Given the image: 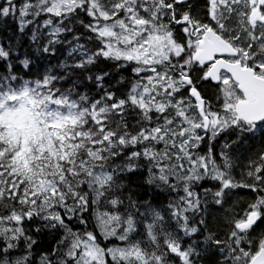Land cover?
Segmentation results:
<instances>
[{"label":"snow or ice","instance_id":"6c2138e0","mask_svg":"<svg viewBox=\"0 0 264 264\" xmlns=\"http://www.w3.org/2000/svg\"><path fill=\"white\" fill-rule=\"evenodd\" d=\"M0 264H264V0H0Z\"/></svg>","mask_w":264,"mask_h":264}]
</instances>
